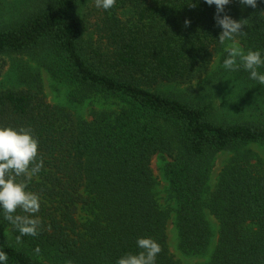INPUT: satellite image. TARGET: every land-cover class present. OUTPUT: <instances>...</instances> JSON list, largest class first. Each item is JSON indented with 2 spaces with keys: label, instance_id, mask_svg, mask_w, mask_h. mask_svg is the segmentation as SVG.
I'll use <instances>...</instances> for the list:
<instances>
[{
  "label": "trees",
  "instance_id": "trees-1",
  "mask_svg": "<svg viewBox=\"0 0 264 264\" xmlns=\"http://www.w3.org/2000/svg\"><path fill=\"white\" fill-rule=\"evenodd\" d=\"M84 1L34 0L0 24V56L41 55L51 75L72 87L73 100L100 94L124 103L117 112H94L86 120L31 89H0V126L32 129L44 161L29 184L41 200L35 214L42 221L39 235L23 236L18 244V231L0 209V250L8 254L7 264H116L141 250L139 237L160 244L156 264H182L167 245L170 213L179 250L200 256L213 239L206 211L219 226L209 260L198 264H264V159L240 150L247 143L264 144V116L229 121L216 116L206 92L186 99L167 88L192 84L213 61L222 31L215 5L116 0L104 10L99 39L87 45ZM225 13L247 19L245 34L235 39L245 53L264 56V0L256 8L231 0ZM227 56L221 53L219 69L202 86L220 78L222 86L234 84L243 92L236 109L264 112V85L243 68L226 70ZM233 150L209 191L214 157ZM155 154L169 159L163 166L171 203L166 208L155 193ZM80 209L87 214L83 220Z\"/></svg>",
  "mask_w": 264,
  "mask_h": 264
},
{
  "label": "rangeland",
  "instance_id": "rangeland-1",
  "mask_svg": "<svg viewBox=\"0 0 264 264\" xmlns=\"http://www.w3.org/2000/svg\"><path fill=\"white\" fill-rule=\"evenodd\" d=\"M34 0H0V24L6 23L9 20L17 17L25 10L30 9ZM104 13V9L97 8L95 6V0H85L80 8L81 17L84 19L87 27L85 40L87 45L91 42L99 39L100 36V24ZM237 46L242 50V45L237 39H235ZM232 41H226L224 45L215 51L214 59L206 71L201 73L197 80L190 83L183 84H169L167 88L179 94L183 98H204L201 96V92H206L205 98L214 101L212 105L215 107L214 113L217 117H227L229 121L235 120H251L259 119V116H264V112L257 110V113L248 110V107L243 110H238L235 105L243 96V92L240 93L235 88L234 84L228 87L222 86V79L216 78L211 85H206L205 80L210 78L213 72L219 69V58L222 52H225L226 48L232 44ZM46 61L41 55H26V54H7L0 56V89H31L38 92L44 97L45 101L58 108L69 111L74 117L91 119L94 112L110 111L117 112L123 106L124 103L116 98L104 97L100 94H92L88 98H82L79 100L72 99V87L63 80L57 79L51 75L47 70ZM218 83V85H216ZM218 91L212 97V93ZM199 94L200 97H196ZM215 96V97H214ZM205 99V100H207ZM208 101V100H207ZM251 101V100H250ZM263 106V103H262ZM252 108L250 104L249 108ZM264 110V108H263ZM240 150H248L254 152L260 158L264 159V144L263 143H247L240 148ZM236 151H222L217 153L213 160V167L210 171V177L208 181V190L214 189L218 174L221 167L230 159V157ZM166 155L155 154L152 156L151 168L156 179L155 193L159 204L162 207H168L170 199L168 197L167 187L168 180L163 172V166L168 161ZM86 213L83 209L78 212V217L83 220L86 218ZM206 216L211 223L213 229V239L210 247L200 256H186L178 248L177 230L174 222V213H170V217L166 225L167 245L169 251L179 259L182 264H198L206 263L209 260L210 254L213 249V245L216 242L218 221L206 211ZM8 235V231L5 230Z\"/></svg>",
  "mask_w": 264,
  "mask_h": 264
},
{
  "label": "clouds",
  "instance_id": "clouds-1",
  "mask_svg": "<svg viewBox=\"0 0 264 264\" xmlns=\"http://www.w3.org/2000/svg\"><path fill=\"white\" fill-rule=\"evenodd\" d=\"M231 0H205L209 6L215 5V21L222 28L218 40L221 45L232 41L225 50L228 53L223 61V67L230 71L240 68L250 73V78L264 85V73L258 69L264 67V56L258 50L245 53L235 41L237 35H243L247 19L236 20L225 13V7ZM244 6L257 7V0H239ZM95 6L110 10L116 6V0H95ZM190 7L196 4L189 3ZM221 13H224L221 15ZM185 26L190 20L184 21ZM239 61V62H238ZM39 140L30 128L0 126V209L4 219L18 231L17 243L23 236L36 237L40 233L42 221L37 214L40 210V196L29 190L33 177L38 176L44 168L43 157L38 152ZM17 177H23L17 180ZM18 210L19 213L18 214ZM138 253H126L119 257L116 264H156V258L162 251L160 244L151 237L137 238ZM35 252L39 254L37 246ZM8 254L0 250V264H7Z\"/></svg>",
  "mask_w": 264,
  "mask_h": 264
}]
</instances>
